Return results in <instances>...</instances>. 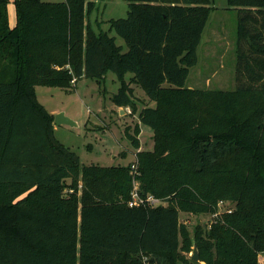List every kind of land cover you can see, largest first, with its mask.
Segmentation results:
<instances>
[{"label":"trees","instance_id":"1","mask_svg":"<svg viewBox=\"0 0 264 264\" xmlns=\"http://www.w3.org/2000/svg\"><path fill=\"white\" fill-rule=\"evenodd\" d=\"M8 1L0 0V264H258L264 0H227L238 14L231 90L185 85L211 0H125L126 15L98 30L87 19L95 0H13L14 24ZM108 70L120 82L112 101L153 132L152 149H140L139 123L125 129L135 173L131 162L81 163L35 93ZM130 82L155 105L142 100L138 110ZM134 179L141 197L166 203L130 205ZM220 201L233 206L219 213ZM182 211L214 217L191 236ZM192 245L197 261L185 255Z\"/></svg>","mask_w":264,"mask_h":264},{"label":"rangeland","instance_id":"2","mask_svg":"<svg viewBox=\"0 0 264 264\" xmlns=\"http://www.w3.org/2000/svg\"><path fill=\"white\" fill-rule=\"evenodd\" d=\"M59 1V0H49ZM211 11L197 46V63L189 67L185 81L186 86L195 88L234 89L236 49L239 45L237 35V10L228 5L227 0H211ZM125 0H98L87 15L88 21L98 30L108 29L110 18L126 15ZM8 20L15 22L14 3H7ZM115 42L126 49L123 38L114 30L109 31ZM131 73H127L128 78ZM120 85L115 73L108 70L104 77H81L72 87L63 88L56 85H36L37 99L46 109L55 114L64 112L76 122L75 125L54 123V134L64 145L75 151L81 163L99 165H126L135 160L136 147L127 137L125 129L130 131L139 123L140 149H152V129L139 121L138 113L126 112L112 101V95ZM138 110L143 106L142 100L154 106L144 90L137 86L134 91ZM68 182V180H66ZM136 182V181H135ZM138 185V181L136 183ZM166 201L160 200V203ZM230 201L219 202V210L232 207ZM214 217L213 213L180 212L179 219L189 229L191 236L196 226L206 228ZM191 251L185 252L190 257ZM258 264H264V254L258 255Z\"/></svg>","mask_w":264,"mask_h":264},{"label":"built area","instance_id":"3","mask_svg":"<svg viewBox=\"0 0 264 264\" xmlns=\"http://www.w3.org/2000/svg\"><path fill=\"white\" fill-rule=\"evenodd\" d=\"M131 172L135 173L136 172V165L131 162ZM136 179L133 180V189L131 191V198L129 200V204L132 205V204H138V203H150V204H157V203H160V200L156 197H154L153 195H147L145 198L141 197L137 191V181ZM222 201H220L221 203ZM219 205V203H218ZM229 210V209H228ZM144 264H149L147 262H145Z\"/></svg>","mask_w":264,"mask_h":264},{"label":"water","instance_id":"4","mask_svg":"<svg viewBox=\"0 0 264 264\" xmlns=\"http://www.w3.org/2000/svg\"><path fill=\"white\" fill-rule=\"evenodd\" d=\"M53 122L56 124H69L71 126L75 125L76 122L68 117L64 112L60 111L54 114ZM190 258L194 261L199 259L198 249L195 245H192Z\"/></svg>","mask_w":264,"mask_h":264},{"label":"crops","instance_id":"5","mask_svg":"<svg viewBox=\"0 0 264 264\" xmlns=\"http://www.w3.org/2000/svg\"><path fill=\"white\" fill-rule=\"evenodd\" d=\"M95 2H98V0H95ZM92 26H94L93 24H91ZM206 25V24H205ZM204 28H205V26H204ZM204 30V29H203ZM203 32V31H202ZM201 37H202V34H201ZM201 40V39H200ZM200 43V42H199ZM198 59V58H197ZM126 76H127V74L125 75V79L126 80H129L130 79V77H131V75L128 77V78H126ZM129 86L132 88V91H133V94H134V91L135 90H137V84L135 83V82H130L129 83ZM190 87V86H189ZM120 109H121V112H126V108L127 107H123V106H118ZM127 111H128V108H127ZM129 112V111H128Z\"/></svg>","mask_w":264,"mask_h":264}]
</instances>
